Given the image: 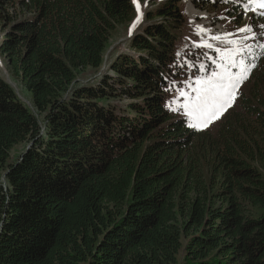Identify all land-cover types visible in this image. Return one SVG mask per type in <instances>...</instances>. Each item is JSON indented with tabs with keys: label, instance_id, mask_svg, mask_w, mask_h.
Listing matches in <instances>:
<instances>
[{
	"label": "trees",
	"instance_id": "trees-1",
	"mask_svg": "<svg viewBox=\"0 0 264 264\" xmlns=\"http://www.w3.org/2000/svg\"><path fill=\"white\" fill-rule=\"evenodd\" d=\"M148 1L80 84L133 0H0V55L38 113L0 76V264H264V42L216 129H194L166 90L188 19ZM202 2L240 21L247 0Z\"/></svg>",
	"mask_w": 264,
	"mask_h": 264
},
{
	"label": "snow or ice",
	"instance_id": "snow-or-ice-1",
	"mask_svg": "<svg viewBox=\"0 0 264 264\" xmlns=\"http://www.w3.org/2000/svg\"><path fill=\"white\" fill-rule=\"evenodd\" d=\"M216 3L217 0H212ZM227 3L228 0H222ZM136 4L138 16L133 22L132 28L140 21V4ZM244 10L252 11L260 16H264V0H247L243 5ZM264 28V24L260 25ZM196 35L201 36L210 32L202 25L196 26ZM240 33H251V38H255V33L251 25H244L237 29ZM131 34V29H130ZM234 33H224L223 35H210L209 38L193 41L194 48L211 49L217 53V57L208 56L207 59L215 65V69L206 73V65L201 62L196 64L191 60L184 59L179 66L188 71L197 69L201 74L189 76L184 80L172 79L166 90L175 92L174 97L169 101L168 107L174 112H183L187 117L189 126L200 130L206 128L213 121L219 119L228 108L232 107L240 85L248 79L251 69L256 65L248 63V57L253 56L252 46L244 43L249 36L242 39H230ZM210 41H217L231 47H220ZM264 49V44L258 45ZM180 56V53H177Z\"/></svg>",
	"mask_w": 264,
	"mask_h": 264
},
{
	"label": "rangeland",
	"instance_id": "rangeland-1",
	"mask_svg": "<svg viewBox=\"0 0 264 264\" xmlns=\"http://www.w3.org/2000/svg\"><path fill=\"white\" fill-rule=\"evenodd\" d=\"M140 4V13L141 19L136 24L134 28H132L133 22L136 21L138 16V12L135 6V16L134 18L127 23L116 26V28L110 32L106 49L103 55L102 64L98 68H86L80 71L77 75L78 83H96L99 80L100 75L107 69L109 62L112 58L121 51H126L128 49V40L134 31H137L146 21L145 12L150 9L152 6L148 0H144L142 2L138 1ZM226 6L217 5L211 6L202 0H181V8L185 13L188 21L182 30L181 36L182 41L177 46V53H180L179 59L183 57L184 59H188L196 63L197 65L203 62L206 67V73H210L215 69V65L211 63L208 56L213 58L217 57V53H215L211 49H201L194 48L192 46L193 41H199L200 39H208L210 35H223L224 33H234L233 36L229 37L230 39H242L244 36H249L250 38L245 40L244 43L249 44L252 48L255 47V43L264 42V28H261L260 25L264 24V16H260L257 13L252 11H245L240 21L233 20L232 17L226 12ZM202 25L204 28L209 29L210 32L207 34H202L201 36L196 35V26ZM244 25H251L253 28V32L255 33V38H251V33H240L237 31L238 28L243 27ZM131 29V34H130ZM214 45L220 47H231V45H225L223 43H219L217 41H210ZM201 73L197 69H192L191 71L183 70L181 77L179 80L187 79L189 76L200 75ZM0 76L4 78L14 89L18 98L35 114L38 115L35 108L31 103V97L28 91L24 88L21 82L14 78L10 71L8 70L5 59L0 55ZM246 85L245 81L240 85L238 92ZM237 92V94H238ZM175 93L170 96L169 101L174 97ZM177 115H181L187 119L186 116L183 115V112H176ZM40 119V118H39ZM219 119L210 123V125L202 130L214 131L218 126ZM188 121V119H187ZM189 123V122H188ZM28 146V143L20 142L15 144L10 152L8 162L16 161L20 154L25 150ZM4 169L0 168V181L4 186H6L7 182L4 177ZM184 243V241H183ZM181 253V252H180ZM182 253L180 254L181 257Z\"/></svg>",
	"mask_w": 264,
	"mask_h": 264
}]
</instances>
